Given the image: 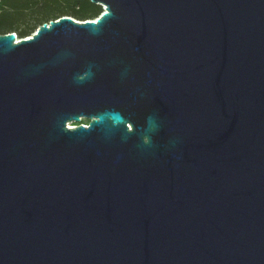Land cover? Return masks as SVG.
<instances>
[{
    "label": "water",
    "instance_id": "1",
    "mask_svg": "<svg viewBox=\"0 0 264 264\" xmlns=\"http://www.w3.org/2000/svg\"><path fill=\"white\" fill-rule=\"evenodd\" d=\"M90 2L0 34V264H264V0Z\"/></svg>",
    "mask_w": 264,
    "mask_h": 264
},
{
    "label": "trees",
    "instance_id": "2",
    "mask_svg": "<svg viewBox=\"0 0 264 264\" xmlns=\"http://www.w3.org/2000/svg\"><path fill=\"white\" fill-rule=\"evenodd\" d=\"M103 11L90 0H0V34L31 35L43 22L61 16L92 20Z\"/></svg>",
    "mask_w": 264,
    "mask_h": 264
},
{
    "label": "flooded vegetation",
    "instance_id": "3",
    "mask_svg": "<svg viewBox=\"0 0 264 264\" xmlns=\"http://www.w3.org/2000/svg\"><path fill=\"white\" fill-rule=\"evenodd\" d=\"M89 122V119L88 118H85V117H81L80 118V121H79V124L83 123L84 125L88 124Z\"/></svg>",
    "mask_w": 264,
    "mask_h": 264
},
{
    "label": "bare ground",
    "instance_id": "4",
    "mask_svg": "<svg viewBox=\"0 0 264 264\" xmlns=\"http://www.w3.org/2000/svg\"><path fill=\"white\" fill-rule=\"evenodd\" d=\"M67 126H68V128H72L73 127L71 123H68Z\"/></svg>",
    "mask_w": 264,
    "mask_h": 264
},
{
    "label": "rangeland",
    "instance_id": "5",
    "mask_svg": "<svg viewBox=\"0 0 264 264\" xmlns=\"http://www.w3.org/2000/svg\"><path fill=\"white\" fill-rule=\"evenodd\" d=\"M18 38V37H17ZM68 124V123H67ZM72 124V126H74L76 123H71ZM81 124H83V123H81Z\"/></svg>",
    "mask_w": 264,
    "mask_h": 264
}]
</instances>
